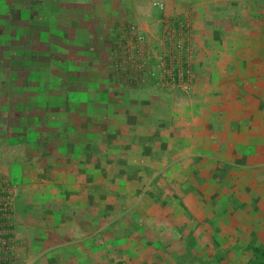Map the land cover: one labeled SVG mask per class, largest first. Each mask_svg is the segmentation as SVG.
<instances>
[{
  "label": "crops",
  "instance_id": "obj_1",
  "mask_svg": "<svg viewBox=\"0 0 264 264\" xmlns=\"http://www.w3.org/2000/svg\"><path fill=\"white\" fill-rule=\"evenodd\" d=\"M41 1L45 39L58 34L77 43L71 58L105 62L107 77L121 27L141 22L158 32L159 17L181 21L190 34L193 81L187 92L137 85L160 90L156 99L141 102L140 113L132 111L139 106L132 100L120 111L98 93L74 102L94 110L80 109L69 123L60 116L63 130L54 128L50 112L36 118L49 129H29L24 157L0 166V181L15 194L10 253L27 264H127L125 252L148 244L150 233L170 239L173 251L185 243L191 252L195 243L199 252L229 251L219 264L249 259L250 243L264 249V3ZM153 2L163 3L164 11ZM36 138L45 140L43 146ZM239 241L246 248L234 249Z\"/></svg>",
  "mask_w": 264,
  "mask_h": 264
},
{
  "label": "rangeland",
  "instance_id": "obj_2",
  "mask_svg": "<svg viewBox=\"0 0 264 264\" xmlns=\"http://www.w3.org/2000/svg\"><path fill=\"white\" fill-rule=\"evenodd\" d=\"M263 3L264 0L254 1L255 6ZM38 6H42L41 0H37L35 4L29 3V0H0V166H5L13 157H24L23 149L29 147L26 142L30 140L25 139L29 129L38 125L39 130L45 131V127L49 129V123L36 122V118L44 115L45 112H50V117L56 116L57 120L52 119V121L55 120L54 128L63 130L60 116H64L62 121H65L66 118L68 121L75 114H81L80 109L94 110L89 105L76 107L74 102L82 99V95H84V99L92 100L99 93L101 98L111 102L112 107H116L120 111H123L124 105L132 100V105L134 102L139 105L132 108V111L140 113L143 110L140 107L141 102L154 100L160 93V90L154 86L118 84L111 73L110 77L105 74L107 72L105 62L91 57L86 59L71 58L74 57L72 55L77 49V43H67L64 36L60 37L58 34L54 36L53 41L46 40L43 36L44 13L42 10H37ZM53 27L60 28V26ZM90 47L92 46L88 43L86 50H90ZM89 53L87 51L88 55ZM75 55L78 56L77 53ZM82 67L84 68L81 69ZM100 67L102 68L100 69ZM77 70H79L78 73L83 71L86 73L78 74ZM100 72L105 75H101ZM96 73H99L102 78ZM66 82H72L69 85L71 91H69L68 102L65 106H61L65 98L64 95L62 96V92L67 87ZM48 86V92L44 93L43 90ZM28 96H30L29 99ZM48 98H50L51 105H44V101ZM147 109L149 108L145 107V110ZM53 110L54 112H52ZM41 136H43L42 133ZM36 139L37 146H43L45 140L43 138ZM100 150H104L101 143ZM3 177L5 178V175ZM4 182L6 181L4 180ZM123 215L124 217L129 216L127 211ZM100 216L104 221L107 218L104 214ZM115 219L116 217L114 221ZM133 228L135 229V227ZM147 230L149 231V229ZM126 231L125 237L129 240L131 232L129 229ZM140 231L146 230L141 229ZM248 233H246L247 236ZM120 234L124 238V233ZM241 235L242 233L238 236ZM234 236L236 237V235ZM136 237L140 236L136 235ZM148 238V244L139 243L136 245L135 251L125 252L127 258L124 260L127 264L130 262L129 260H131L130 264H219L221 260L218 257L221 256L223 259V256L225 257L229 252L217 251L214 254L206 251L199 252L201 250H196L202 246L198 243H191V247L195 248L192 252L188 249L187 243H185L184 250L173 251L175 246L172 245L170 239L165 237L157 239L151 233ZM241 247L246 248V245L240 241L234 244V249ZM252 247L254 246L250 243L249 248ZM228 249H233V247L229 246ZM232 254L236 255L235 252ZM204 256L206 258H202ZM248 260H228V264H246Z\"/></svg>",
  "mask_w": 264,
  "mask_h": 264
},
{
  "label": "built area",
  "instance_id": "obj_3",
  "mask_svg": "<svg viewBox=\"0 0 264 264\" xmlns=\"http://www.w3.org/2000/svg\"><path fill=\"white\" fill-rule=\"evenodd\" d=\"M152 5L159 12L165 9L161 2ZM159 18L158 32L154 25L145 30L141 22L120 28L110 47L111 73L119 84L157 83L187 92L193 81L189 30L181 21ZM6 182L0 181V264H27L10 253L9 218L15 194Z\"/></svg>",
  "mask_w": 264,
  "mask_h": 264
},
{
  "label": "trees",
  "instance_id": "obj_4",
  "mask_svg": "<svg viewBox=\"0 0 264 264\" xmlns=\"http://www.w3.org/2000/svg\"><path fill=\"white\" fill-rule=\"evenodd\" d=\"M246 264H264V249L253 247L251 256Z\"/></svg>",
  "mask_w": 264,
  "mask_h": 264
}]
</instances>
